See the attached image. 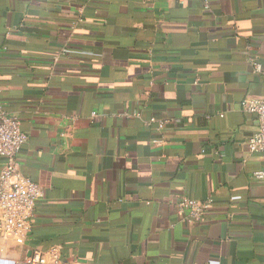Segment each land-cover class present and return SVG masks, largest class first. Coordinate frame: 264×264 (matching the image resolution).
<instances>
[{
	"label": "crops",
	"instance_id": "crops-1",
	"mask_svg": "<svg viewBox=\"0 0 264 264\" xmlns=\"http://www.w3.org/2000/svg\"><path fill=\"white\" fill-rule=\"evenodd\" d=\"M4 29L0 102L43 192L26 253L264 264V156L241 107L264 93V0H0ZM182 196L212 200L200 222Z\"/></svg>",
	"mask_w": 264,
	"mask_h": 264
},
{
	"label": "built area",
	"instance_id": "built-area-1",
	"mask_svg": "<svg viewBox=\"0 0 264 264\" xmlns=\"http://www.w3.org/2000/svg\"><path fill=\"white\" fill-rule=\"evenodd\" d=\"M250 62L253 71L264 76V60ZM241 107L255 115L258 123L247 147L251 153L264 156V93L260 98L243 100ZM163 125L160 122L158 126L162 128ZM26 141L27 135L21 130L19 116L0 104V158L4 160L0 171V238L11 240L17 246L24 245L30 237L36 205L43 197L42 189L20 170L18 155ZM252 177L264 183V169L254 171ZM211 203L210 199L182 196L177 202V213L183 222L195 224L202 220ZM29 252L30 255L27 257L26 253L21 261L0 260V264H78L63 258L56 246Z\"/></svg>",
	"mask_w": 264,
	"mask_h": 264
},
{
	"label": "rangeland",
	"instance_id": "rangeland-1",
	"mask_svg": "<svg viewBox=\"0 0 264 264\" xmlns=\"http://www.w3.org/2000/svg\"><path fill=\"white\" fill-rule=\"evenodd\" d=\"M26 254V248L15 245L12 242L0 241V260L21 261Z\"/></svg>",
	"mask_w": 264,
	"mask_h": 264
},
{
	"label": "trees",
	"instance_id": "trees-1",
	"mask_svg": "<svg viewBox=\"0 0 264 264\" xmlns=\"http://www.w3.org/2000/svg\"><path fill=\"white\" fill-rule=\"evenodd\" d=\"M81 18V20L80 21H84V18L81 16L80 17ZM78 26H81V22L78 24ZM11 35V31L10 30H6V29H4V30H0V49H2V47H3V45L5 44V42H6V40H7V38L9 37ZM4 49H5V47H4ZM53 61V60H52ZM250 61V60H249ZM195 78L197 79V78H199L198 76H195V77H193L192 79H193V81L195 80ZM0 104H1V102H0ZM2 106H3V104H1ZM4 107V106H3ZM5 108V107H4ZM6 109V108H5ZM7 110V109H6Z\"/></svg>",
	"mask_w": 264,
	"mask_h": 264
},
{
	"label": "water",
	"instance_id": "water-1",
	"mask_svg": "<svg viewBox=\"0 0 264 264\" xmlns=\"http://www.w3.org/2000/svg\"><path fill=\"white\" fill-rule=\"evenodd\" d=\"M30 255V252H27V257Z\"/></svg>",
	"mask_w": 264,
	"mask_h": 264
}]
</instances>
